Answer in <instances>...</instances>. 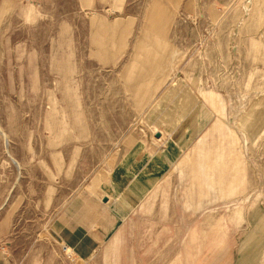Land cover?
Returning a JSON list of instances; mask_svg holds the SVG:
<instances>
[{"label":"rangeland","instance_id":"rangeland-1","mask_svg":"<svg viewBox=\"0 0 264 264\" xmlns=\"http://www.w3.org/2000/svg\"><path fill=\"white\" fill-rule=\"evenodd\" d=\"M181 101L174 169L67 251L63 207ZM0 264H264V0H0Z\"/></svg>","mask_w":264,"mask_h":264},{"label":"crops","instance_id":"crops-1","mask_svg":"<svg viewBox=\"0 0 264 264\" xmlns=\"http://www.w3.org/2000/svg\"><path fill=\"white\" fill-rule=\"evenodd\" d=\"M191 109L184 101L166 105L163 111L173 112V115L166 122L164 131H175L172 140L162 141L163 130L155 132V140L151 136L133 139L112 167L106 184L94 191L85 189L63 207L51 224V230L76 257L91 256L119 225L127 206L154 184L160 170L167 168L170 161L174 167V159L180 155L176 142L184 141L192 124L189 122L194 121H191L192 117L187 119ZM156 183L153 191L161 184L160 180Z\"/></svg>","mask_w":264,"mask_h":264},{"label":"clouds","instance_id":"clouds-1","mask_svg":"<svg viewBox=\"0 0 264 264\" xmlns=\"http://www.w3.org/2000/svg\"><path fill=\"white\" fill-rule=\"evenodd\" d=\"M38 15V13H36L35 8L32 5H29L28 8L25 11L24 14V23L25 24H32L36 22L35 17Z\"/></svg>","mask_w":264,"mask_h":264},{"label":"built area","instance_id":"built-area-1","mask_svg":"<svg viewBox=\"0 0 264 264\" xmlns=\"http://www.w3.org/2000/svg\"><path fill=\"white\" fill-rule=\"evenodd\" d=\"M64 248L67 250L68 248H70L67 244H63Z\"/></svg>","mask_w":264,"mask_h":264},{"label":"water","instance_id":"water-1","mask_svg":"<svg viewBox=\"0 0 264 264\" xmlns=\"http://www.w3.org/2000/svg\"><path fill=\"white\" fill-rule=\"evenodd\" d=\"M156 136H157V137H161V134H160V133H156Z\"/></svg>","mask_w":264,"mask_h":264},{"label":"bare ground","instance_id":"bare-ground-1","mask_svg":"<svg viewBox=\"0 0 264 264\" xmlns=\"http://www.w3.org/2000/svg\"><path fill=\"white\" fill-rule=\"evenodd\" d=\"M67 251H71V252H73V250H72V249H70V248H68V249H67Z\"/></svg>","mask_w":264,"mask_h":264}]
</instances>
